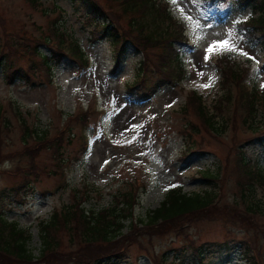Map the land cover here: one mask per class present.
I'll list each match as a JSON object with an SVG mask.
<instances>
[{
  "label": "rangeland",
  "instance_id": "374dc122",
  "mask_svg": "<svg viewBox=\"0 0 264 264\" xmlns=\"http://www.w3.org/2000/svg\"><path fill=\"white\" fill-rule=\"evenodd\" d=\"M100 1L108 5L107 0ZM165 1L186 27L189 42L176 45L183 54L185 76L175 86L163 83L151 89L158 77L147 78L140 88L131 87L143 61L142 52L129 45L121 66L114 67L111 46L91 37L70 0H37L35 4L0 0V213L29 229V247L35 256L41 249V222L49 219L54 208L72 201L75 190L89 191L84 206L99 210L112 203L113 194L137 189L139 197L133 209L137 221L158 207L172 187L180 186L186 193L204 192L209 187L202 175L212 170L218 175L220 167L219 184L225 177V202L220 204L234 213L221 215L216 211L197 216L182 226L183 232L139 223L138 237L133 241L129 238L134 228L126 221L122 264H157L160 260L169 264L176 255L195 264V247L204 253L202 264H249L242 256L244 249L264 264V206L259 214H252L229 201L238 190V152L259 159L264 170V153H257L253 140L255 135L264 137L260 134L264 130L263 112L259 111L258 121L263 123L256 132L242 123V108L236 121L226 126L217 118L218 132L197 134L192 149H199L188 154H184L188 140L182 134L187 122L201 123L194 110L186 111L191 92L202 96L213 112L212 104L221 94L215 59L230 52V46H235L237 61L250 60L251 76L260 91L264 90V50L238 30V22L251 16L250 8L241 10L235 0H219L213 5L219 10L211 16L202 10L204 0ZM115 5L119 11V4ZM54 19L66 42L80 44L87 58L84 64L66 53L60 63L52 62L49 72L39 57L31 59L16 45L26 43L32 50L37 46L40 52L51 55L45 42L39 45L29 37L49 35ZM127 20L124 17L122 23L126 25ZM225 40L229 44L221 43ZM214 41L218 43L213 45ZM210 45L213 51L206 53ZM52 48H57V42ZM13 50L19 53L13 54ZM31 60L33 71L28 69ZM38 132L43 135L41 141L33 136ZM59 159L65 163L61 165ZM256 200L264 203L260 187ZM225 243L230 251L223 249Z\"/></svg>",
  "mask_w": 264,
  "mask_h": 264
},
{
  "label": "trees",
  "instance_id": "16d2710c",
  "mask_svg": "<svg viewBox=\"0 0 264 264\" xmlns=\"http://www.w3.org/2000/svg\"><path fill=\"white\" fill-rule=\"evenodd\" d=\"M30 1L33 4L37 2V0ZM70 1L82 26L90 29L91 37L94 40H105L109 43L115 58L114 67L121 66L129 45L142 52L143 61L138 66L137 77L131 87L145 86V80L151 76L158 77L151 89L163 83L175 86L185 76L183 54L176 45L189 42L186 27L183 22L173 16L169 3L165 0H107L108 5L100 0ZM235 2L241 10L250 8L251 11L248 19L238 22L240 34L252 45L260 46L264 50V0H235ZM116 3L120 6L119 11L115 9ZM215 3L217 6L219 0H204L202 10L214 16L219 10L217 7L213 8ZM124 17H128L126 25L122 23ZM56 21L54 19L53 25H50L51 30L48 28L49 35L44 33L41 38L29 37L34 38L33 41L39 45L42 41L45 42L51 48V55L40 52L37 46L35 50H32L26 43L17 42L16 44L31 59L34 56L39 57L49 72L53 70L56 63L61 62L66 53L79 63L84 64L87 61L79 43L66 42ZM53 42H57L55 49L52 48ZM15 53L19 51L13 50V54ZM154 56L156 60L153 59ZM237 57L236 53L230 51L215 59L220 74L218 85L221 88V94L212 104V113L205 105L202 96L194 91L189 94L186 111L194 110L201 123L194 121L185 124L186 128L182 134L186 136L188 144L184 154L199 149V147L192 149L193 143H196V135L203 130L218 132L217 118H221L225 126L226 123L236 121L235 117L239 108L243 109L242 123L253 132L261 130L259 125L263 122L258 121V114L259 111L264 114V90L260 91L257 80L251 76L250 60L246 59L243 62L240 58L237 61ZM1 58L2 56L0 60ZM8 58L11 60V54ZM31 61L28 69L32 70L35 64L33 60ZM53 61L55 64L52 66ZM18 71L17 69L12 72L13 75ZM11 75L8 74L9 77ZM232 104H234L233 113L229 115ZM26 128L35 134L34 129H29L28 126ZM260 134L263 135L264 130ZM33 136L36 140L44 139L39 132ZM253 140L257 145V153L259 155L264 153V137L255 135ZM24 141L27 140L24 139ZM59 152L60 150L56 153ZM59 161L61 162L60 159ZM63 163L65 162L62 161L60 164ZM236 163L237 169L241 172L236 183L238 190L235 192L236 197L229 201L244 209V212L259 214L264 203L256 200V190L260 187L264 194V170L259 159L256 160V157L248 156L245 152H238ZM213 171H207L202 175L209 187L204 192L186 193L180 186L172 187L158 207L150 210L146 218L137 221L133 214L139 197L136 193L137 189L113 194L112 203L99 210L87 209L84 206L88 200L89 191L75 190L72 201L60 208H54L49 219L41 222L39 256H35L29 247L32 239L29 229L20 227L17 222L6 220L0 213V264H122L123 252L126 249V238H123L126 221H130L131 227L134 228L129 238L133 241L138 237L136 234L139 232L137 230L139 223L149 227L165 226L170 229H180L183 232L182 226L197 216L215 214L216 211L221 215L226 211L234 213V209L226 204H220L225 202L222 200V185L225 177L223 176L219 184L221 168H217L218 175H215ZM235 215L239 216L238 213ZM246 221L248 224L252 223L249 217ZM222 246L225 251H230L228 243ZM194 253L198 257L195 264H202L205 258L202 249L195 247ZM241 253L249 264H259L248 255L246 249ZM231 255L230 253L228 262ZM157 264H166V262L160 260ZM169 264L193 263H188L184 258L176 255Z\"/></svg>",
  "mask_w": 264,
  "mask_h": 264
},
{
  "label": "snow or ice",
  "instance_id": "6c2138e0",
  "mask_svg": "<svg viewBox=\"0 0 264 264\" xmlns=\"http://www.w3.org/2000/svg\"><path fill=\"white\" fill-rule=\"evenodd\" d=\"M218 42H213V45H215V44H217ZM221 43H223V44H229V41L228 40H225V41H223V42H221ZM213 45H210L209 46V48L208 49H206V53H211L212 51H213ZM229 51H231V52H233L234 54H235V46L234 45H232V46H230L229 47V49H228ZM239 54H242V55H245V56H247L248 54L247 53H243V52H240ZM208 55H206L205 56V61L207 62V60H208ZM209 85H204V87H208ZM133 127H139V126H133Z\"/></svg>",
  "mask_w": 264,
  "mask_h": 264
}]
</instances>
